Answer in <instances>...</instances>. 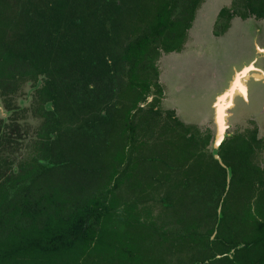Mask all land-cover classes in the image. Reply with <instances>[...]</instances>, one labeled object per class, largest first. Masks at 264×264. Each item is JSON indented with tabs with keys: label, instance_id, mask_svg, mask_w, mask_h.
Returning a JSON list of instances; mask_svg holds the SVG:
<instances>
[{
	"label": "trees",
	"instance_id": "obj_1",
	"mask_svg": "<svg viewBox=\"0 0 264 264\" xmlns=\"http://www.w3.org/2000/svg\"><path fill=\"white\" fill-rule=\"evenodd\" d=\"M205 1L0 0V264H264V136L228 135L223 168L162 106ZM236 17L264 0L216 35Z\"/></svg>",
	"mask_w": 264,
	"mask_h": 264
},
{
	"label": "rangeland",
	"instance_id": "obj_2",
	"mask_svg": "<svg viewBox=\"0 0 264 264\" xmlns=\"http://www.w3.org/2000/svg\"><path fill=\"white\" fill-rule=\"evenodd\" d=\"M231 2L206 0L198 11L185 49L160 58V82L165 88L162 106L165 112L175 111L183 122L201 129L211 128L215 134V105L221 108L228 103L227 134L257 127L263 137L264 20L237 17L226 35H216L219 12ZM19 102L22 107L30 105L24 98ZM0 115H8L1 99ZM28 115L29 124L39 123Z\"/></svg>",
	"mask_w": 264,
	"mask_h": 264
},
{
	"label": "water",
	"instance_id": "obj_3",
	"mask_svg": "<svg viewBox=\"0 0 264 264\" xmlns=\"http://www.w3.org/2000/svg\"><path fill=\"white\" fill-rule=\"evenodd\" d=\"M245 69L243 71H245ZM231 89H232V87L230 88V90L228 92H230ZM228 106H229L228 103L224 104L221 108H219V107H217V105H215V110H216L215 121H216L217 130L214 134L213 155H214V158L219 162V164L223 168H226V165L224 164V162H223V160L219 154V150H220L221 145L223 144V142L226 140V138L228 136V134L226 133V130L228 127L225 124L226 123L225 122V118H226L225 110ZM228 182H230V180H228ZM220 257L221 256H218V258H220Z\"/></svg>",
	"mask_w": 264,
	"mask_h": 264
},
{
	"label": "flooded vegetation",
	"instance_id": "obj_4",
	"mask_svg": "<svg viewBox=\"0 0 264 264\" xmlns=\"http://www.w3.org/2000/svg\"><path fill=\"white\" fill-rule=\"evenodd\" d=\"M231 3H232V2H231ZM236 18H237V17H236ZM234 19H235V18H234ZM234 19H233V20H234ZM231 28H232V26H231L230 29H229L225 34H223V35H226V34L231 30ZM190 31H191V30H190ZM223 35H221V36H223ZM186 45H187V44H186ZM175 113H176V112H175ZM176 116H178L177 113H176ZM185 123H186V122H185ZM187 124H189V123H187ZM191 124H192V123H191ZM228 135H229V134H228Z\"/></svg>",
	"mask_w": 264,
	"mask_h": 264
},
{
	"label": "bare ground",
	"instance_id": "obj_5",
	"mask_svg": "<svg viewBox=\"0 0 264 264\" xmlns=\"http://www.w3.org/2000/svg\"><path fill=\"white\" fill-rule=\"evenodd\" d=\"M232 91V90H231ZM231 91L229 93H231ZM220 105V104H219ZM222 105V104H221Z\"/></svg>",
	"mask_w": 264,
	"mask_h": 264
}]
</instances>
